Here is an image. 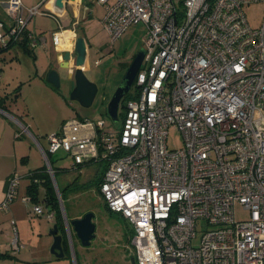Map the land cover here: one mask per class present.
<instances>
[{
  "label": "built area",
  "instance_id": "obj_1",
  "mask_svg": "<svg viewBox=\"0 0 264 264\" xmlns=\"http://www.w3.org/2000/svg\"><path fill=\"white\" fill-rule=\"evenodd\" d=\"M96 2L111 42L132 24L146 27L137 94L125 102L118 131L103 120L73 119L46 137L47 150L38 145L51 181L49 156L60 150L73 168L105 161L98 189L108 210L131 226L135 264H264V24L250 27L243 13L264 0ZM3 9L11 23L0 20L5 47L38 11L21 0ZM58 34L51 35L55 47ZM47 43L28 35L32 50ZM170 127L181 132L178 151L166 145ZM19 181L9 177L1 210L16 198ZM23 202L33 204L30 214L44 215L30 195ZM237 203L247 219H235ZM12 247L19 250L16 239Z\"/></svg>",
  "mask_w": 264,
  "mask_h": 264
},
{
  "label": "rangeland",
  "instance_id": "obj_2",
  "mask_svg": "<svg viewBox=\"0 0 264 264\" xmlns=\"http://www.w3.org/2000/svg\"><path fill=\"white\" fill-rule=\"evenodd\" d=\"M178 2L179 0L176 2L177 7H179ZM89 5L93 7L95 20L91 23L93 29L91 39L87 40L90 47L91 70L85 75L96 84L98 89L90 107L84 108L70 99V93L74 87L73 79L60 78L58 88L47 81L48 73L55 69L49 55L36 51L37 57L35 58L31 52L23 53V51L14 49L0 52V75L1 78L3 76L0 80V96H4L6 101H9L6 97L15 99L12 104L18 111L16 112L17 118L28 131V133H22L21 139L29 140L26 146L29 148L28 155H30V165H33V168L46 166V160L38 145L47 150L46 137L58 132L61 125L67 121L87 119L95 123L103 120L113 130L118 131L121 128L123 118L121 102L117 112L118 122H113L108 115L107 104L127 68L138 52L144 48L146 27L143 23L132 24L119 38L111 42L99 22L103 15V7L95 4ZM243 13L250 27L259 28L264 24V2L244 6ZM38 18L40 17H36L34 21ZM32 24L30 23L28 29H31ZM95 61L98 62L97 65ZM134 90L135 85L133 84L128 93L133 94ZM17 126L21 131L22 128ZM166 145L169 150L173 151L183 148V138L177 128H169ZM49 161L54 176V182H51L54 191L56 193L58 191L60 196L58 206L62 217L64 214L71 220L73 217L81 218L91 213L93 216L91 221L95 227L94 237L90 244L82 246L75 234L73 237L70 236V226H67L69 234L68 236L65 234L73 253V259L68 254L66 259L58 262L74 264V259H76V264H132L133 249L129 243L131 226L121 215L113 214L108 210L98 189L99 177L106 166L105 161H90L80 165L79 168H73L71 157L62 150L50 155ZM49 177L51 180L50 175ZM26 183V180H22L21 191L26 187ZM43 197L44 190L40 187L39 199L44 215L38 217L31 213V219L27 220V228L30 226L33 230L35 229L33 236L30 228L26 234L32 245L39 243L37 232L39 225L42 226V234L51 240V245L53 243L50 231L55 224L47 219L48 212L42 201ZM32 206L33 204H29L25 207L27 213L31 211ZM248 216V212L240 204L237 203L234 206V217L237 221L245 220ZM65 223H67L66 220ZM202 227L201 225L198 228V236L193 239V245L199 243ZM58 234H63L62 228H59ZM25 247L21 249L20 256L18 254L16 258L21 259L22 264H36L27 253L28 246Z\"/></svg>",
  "mask_w": 264,
  "mask_h": 264
},
{
  "label": "crops",
  "instance_id": "obj_3",
  "mask_svg": "<svg viewBox=\"0 0 264 264\" xmlns=\"http://www.w3.org/2000/svg\"><path fill=\"white\" fill-rule=\"evenodd\" d=\"M7 1L8 0H0V20L6 28L11 26L10 19L3 9V4ZM54 1L55 0H21L24 8H37L38 11V14L33 16L27 22L25 30L28 35H43L48 38V43L45 47H38L34 49L32 53L35 58L37 57L36 51L49 55L51 57V63L55 66V69L53 70L58 71L60 78L69 79L70 71L68 68H71L72 61L65 64L63 62L64 53L69 52L72 57L73 46L76 38L82 37L87 42L88 38L92 36L93 29L91 23L95 20V17L93 15V7L91 8L89 4L102 5L98 4L96 0H58L59 5L63 8L62 11L57 13L54 8ZM104 16L105 10L103 7V15L99 21L102 28ZM36 17L40 18H38L37 21H34ZM30 23L32 26L31 29H28ZM57 32L59 33L58 36L60 44L55 47L51 42V35ZM66 34L68 38H66ZM87 44L89 43L87 42ZM10 49L21 51L16 45ZM90 57V47L88 45L85 73L90 72L91 70ZM97 64L98 62L95 61V65ZM2 78L0 75V80H2ZM9 99H11V97H9ZM16 112L18 111L14 105L9 106V112L0 109V204L4 199L9 177L16 174L20 178L16 198L10 203L8 210L0 209V264H22V261H20L21 259H17L16 256L18 254L20 256L22 251L21 249L26 248V245L28 246L27 253L34 263L64 264L63 262L58 261L66 259L68 254H70L73 259V253L71 252V248L66 237V234L67 236L69 234L67 229V226H69L67 223L69 221L66 219L64 214L62 217L63 258H55L50 253L51 240H48V238L42 234V226L39 225L37 230L39 237L38 244L32 245L29 236L27 237L26 235L28 228H30V233L33 236L35 234V229L33 230V227L30 226L27 228V220L31 219V214L30 210L28 213L25 210V207H28L29 205L23 202V197L27 194V186L31 181L29 177L31 172L40 168H33V165H30V155H28L29 148L26 146L29 140L21 139L23 135L22 133H28V131L26 127L21 125ZM17 125L22 128L21 131ZM22 180H26L27 183L24 190L21 191L20 185ZM39 190L40 187L38 188V191ZM38 203L40 204V201ZM73 219H77V217H73ZM65 220L67 223H65ZM12 221L14 222V225L11 224ZM52 223L55 224L54 221H52ZM69 232L70 236L73 237L74 232L71 227L69 228ZM14 239L17 240L18 245L21 244L18 251L13 250L12 241ZM75 262L76 259H74L73 263L76 264Z\"/></svg>",
  "mask_w": 264,
  "mask_h": 264
},
{
  "label": "water",
  "instance_id": "obj_4",
  "mask_svg": "<svg viewBox=\"0 0 264 264\" xmlns=\"http://www.w3.org/2000/svg\"><path fill=\"white\" fill-rule=\"evenodd\" d=\"M54 8L57 13L62 11V6L59 5L58 0L54 1ZM73 56H70L69 52H65L63 56V62L65 64L72 61L69 79L74 80V87L70 93V99L78 102L82 107L88 108L93 104V101L98 92L95 83L91 82L85 75V63L88 56V44L82 37L76 38L73 46ZM144 58V48L141 49L136 57L133 59L129 67L127 68L124 76L118 84L115 92L111 96L107 104V112L113 122H118V108L123 97L127 95L131 86L133 85L135 76L142 64ZM47 81L58 88L60 86V76L57 70H51L47 75ZM92 214L87 213L81 218L73 219L68 222L72 231L80 241L82 246H88L90 241L94 237L95 227L92 223ZM50 235L53 238V243L50 247V253L55 258H63L64 252L62 247L63 236L58 234V228L56 225L50 231ZM132 264H135L134 258L131 257Z\"/></svg>",
  "mask_w": 264,
  "mask_h": 264
},
{
  "label": "trees",
  "instance_id": "obj_5",
  "mask_svg": "<svg viewBox=\"0 0 264 264\" xmlns=\"http://www.w3.org/2000/svg\"><path fill=\"white\" fill-rule=\"evenodd\" d=\"M6 43H8V44L5 47L0 46V52L8 50V49L12 48L14 45L19 47V49L21 51L26 52V53H30V52L32 53V51H33L28 46V33L26 30L23 31L21 37L18 38L16 41L7 39ZM19 87L20 86H18V88ZM136 94H137V91H136V87H135L134 93L133 94L127 93V95L124 97L123 101H121V107L124 108L125 102L129 99H134L136 97ZM6 99L8 100L9 98L6 97ZM9 100L10 101H6L4 96H0V109L1 110L9 112V106L13 105L12 103L15 102V99L11 98ZM29 177H30L31 181H30V184L27 186V192H26L27 195L31 196L34 203L39 202L40 200H39L38 188L41 187L44 190V197H43L42 201L44 203L46 210L48 212H54L53 221H54V223L58 229L62 228L63 223H62L61 212H60V209L58 206L57 197L55 195V191H54L52 182H51L50 177L46 171V166H44L43 168H40L36 171L31 172ZM100 177H99V180H100ZM33 179L41 180V184L40 185L33 184V182H32ZM66 219L68 221H71L68 218H66Z\"/></svg>",
  "mask_w": 264,
  "mask_h": 264
},
{
  "label": "bare ground",
  "instance_id": "obj_6",
  "mask_svg": "<svg viewBox=\"0 0 264 264\" xmlns=\"http://www.w3.org/2000/svg\"><path fill=\"white\" fill-rule=\"evenodd\" d=\"M66 38H68L67 34H66ZM59 44H60V40L58 41V46H59Z\"/></svg>",
  "mask_w": 264,
  "mask_h": 264
}]
</instances>
